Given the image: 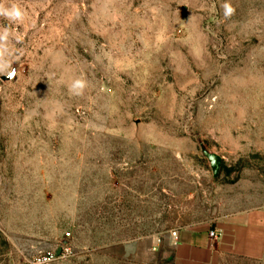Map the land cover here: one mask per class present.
<instances>
[{
    "label": "rangeland",
    "instance_id": "374dc122",
    "mask_svg": "<svg viewBox=\"0 0 264 264\" xmlns=\"http://www.w3.org/2000/svg\"><path fill=\"white\" fill-rule=\"evenodd\" d=\"M17 2L0 264H172L174 233L264 210V0Z\"/></svg>",
    "mask_w": 264,
    "mask_h": 264
},
{
    "label": "crops",
    "instance_id": "0c3cea01",
    "mask_svg": "<svg viewBox=\"0 0 264 264\" xmlns=\"http://www.w3.org/2000/svg\"><path fill=\"white\" fill-rule=\"evenodd\" d=\"M173 241L172 264H217L221 255L264 259V210L232 215L210 229L178 231Z\"/></svg>",
    "mask_w": 264,
    "mask_h": 264
},
{
    "label": "clouds",
    "instance_id": "9594fccd",
    "mask_svg": "<svg viewBox=\"0 0 264 264\" xmlns=\"http://www.w3.org/2000/svg\"><path fill=\"white\" fill-rule=\"evenodd\" d=\"M224 18H230L235 9L231 3L222 5ZM0 18L8 21L7 25H0V74H8L12 63L18 59V49L12 41L20 43L22 36L20 33H14L11 29L13 24H22L27 18L26 10L17 2V0H0ZM68 91L72 95H82L87 87V81L83 77L70 79L67 84Z\"/></svg>",
    "mask_w": 264,
    "mask_h": 264
},
{
    "label": "water",
    "instance_id": "95a60500",
    "mask_svg": "<svg viewBox=\"0 0 264 264\" xmlns=\"http://www.w3.org/2000/svg\"><path fill=\"white\" fill-rule=\"evenodd\" d=\"M14 73H15V68H13L12 72L9 75L0 77L1 81L7 82L11 80L14 76ZM201 154L207 160L209 168L212 172V176L216 178L220 171L221 159L216 154L207 151L203 147L201 148Z\"/></svg>",
    "mask_w": 264,
    "mask_h": 264
},
{
    "label": "built area",
    "instance_id": "2783aa9c",
    "mask_svg": "<svg viewBox=\"0 0 264 264\" xmlns=\"http://www.w3.org/2000/svg\"><path fill=\"white\" fill-rule=\"evenodd\" d=\"M175 234V233H174ZM209 236H210V238H214L215 237V233H214V231H210L209 232Z\"/></svg>",
    "mask_w": 264,
    "mask_h": 264
},
{
    "label": "bare ground",
    "instance_id": "6f19581e",
    "mask_svg": "<svg viewBox=\"0 0 264 264\" xmlns=\"http://www.w3.org/2000/svg\"><path fill=\"white\" fill-rule=\"evenodd\" d=\"M173 237H175V234H173Z\"/></svg>",
    "mask_w": 264,
    "mask_h": 264
}]
</instances>
